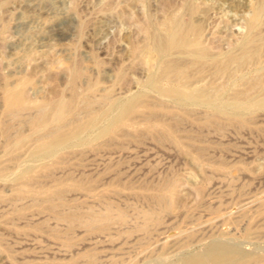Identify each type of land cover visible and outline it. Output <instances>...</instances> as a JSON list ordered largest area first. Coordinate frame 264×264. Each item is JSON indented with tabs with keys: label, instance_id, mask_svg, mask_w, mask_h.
Instances as JSON below:
<instances>
[{
	"label": "rangeland",
	"instance_id": "374dc122",
	"mask_svg": "<svg viewBox=\"0 0 264 264\" xmlns=\"http://www.w3.org/2000/svg\"><path fill=\"white\" fill-rule=\"evenodd\" d=\"M257 1L0 0V264H178L220 246L264 264V13L256 56L214 65L240 52ZM169 15L209 54L155 53ZM57 97L71 106L46 124ZM107 211L93 229L68 220Z\"/></svg>",
	"mask_w": 264,
	"mask_h": 264
},
{
	"label": "bare ground",
	"instance_id": "6f19581e",
	"mask_svg": "<svg viewBox=\"0 0 264 264\" xmlns=\"http://www.w3.org/2000/svg\"><path fill=\"white\" fill-rule=\"evenodd\" d=\"M252 8H253L252 15L247 20V29H248L247 33L244 36V38L241 39L239 41V43H237L238 44L237 49L240 52L239 53H236V52L231 53L230 52V56L227 58L226 62H223V63L215 62L214 65L216 67V70L224 69L228 64V61L242 62V61L251 60L256 56V53H257L256 49H250V46L256 40V31L255 30L260 23V17L262 15V13H264V0H258ZM185 9H186V14H191L194 11V6L191 4H188L185 7ZM187 17H189V16H187ZM146 24L144 26L145 28H146ZM152 27H153V30L150 33H148V36L151 38V41L153 44L151 48L154 50L155 53H157L158 55H160L162 57H167L172 52L175 51V52L183 53V54L184 53L192 54L193 60L196 62H199L198 59L203 58L206 54H209V48L205 47L201 44V27L195 23L188 21L182 15H169L163 19V21L160 23V25L154 24V25H152ZM157 63H159V62H157ZM201 64L203 66L206 63L203 62ZM163 66L165 67V70L167 73H172V75H174V76H181V75L185 76L184 71L187 67L186 63L178 61L177 59L169 58L163 62ZM74 76H75V71H74V75L72 77L74 78ZM180 98L181 99L194 100L193 97H190L184 93L180 94ZM73 99H75V97H73ZM24 100H25V98L23 99V97H21V91L20 90L13 92V93L12 92H6V94H5V102H6L5 105H7V107L11 110H15V109L17 110L18 108L25 107ZM73 102H74V100H73ZM48 104L50 105V112H49V114H47L48 117L45 116L44 121L46 122V124L50 123V122L62 120L64 115L67 113V110L71 106L70 100H65L61 97H57V98H54L53 100H51L50 102L44 104L43 106H40V108H38V109L41 110L45 107V105H48ZM132 105H133V103L127 105V107L125 108L122 115H124V113H126V111L128 112V110L132 108L131 107ZM97 116H98L97 114L91 115L90 119L88 120L87 123H89V124L93 123L95 121V119L97 118ZM38 118L39 117H37V119ZM39 121L37 120V122H39ZM41 121H42V118H41ZM32 124L35 125L37 123L33 122ZM82 127H83V124H79L77 127H75V130L82 129ZM51 132L46 133L44 135V137L49 135ZM56 140L57 139H52V140H49L47 142H44L42 144V146L46 149H50L53 146V144L56 142ZM56 184L57 183H55L52 188L57 189ZM59 185L61 186V184H59ZM174 185L175 184H173V186ZM70 186H72V185H70ZM173 186L171 185L170 188H172ZM75 187L80 188V186H78V185ZM22 188L23 187H21V189ZM58 188H59V186H58ZM28 190L29 189L27 187V191ZM18 191H19V189H18ZM21 191L23 192V190H21ZM29 191H31V189ZM16 193H17V190H16ZM161 202H162V200H161ZM160 204H162V203H160ZM165 206H167L166 203H165ZM109 211H107L103 214L98 213L99 215H97V214H91L88 216L80 215L79 217L77 215L69 216L68 220H69V223H71L70 219L74 220L77 218L79 220V222H82L83 224L88 226L90 229H93V228H97L100 223L105 222L111 218V214ZM91 213H92V211H91ZM154 215H156V214L154 213ZM61 217H62V214H61ZM115 217L117 219L122 218V216L118 212L115 213ZM150 224H151V222H150ZM246 253L245 252L241 253L238 250L234 249L233 247L229 248V246L228 247L220 246L218 248H212L209 251L204 250V252H201V253L197 252V253H191V254L184 255L183 258L180 259L178 264H249V261L252 258H254V256L250 255L248 253L246 254ZM88 258H90V256ZM173 263L168 262V264H173Z\"/></svg>",
	"mask_w": 264,
	"mask_h": 264
}]
</instances>
